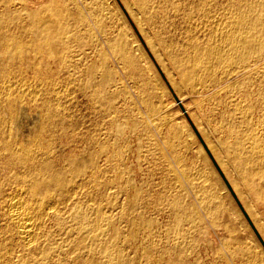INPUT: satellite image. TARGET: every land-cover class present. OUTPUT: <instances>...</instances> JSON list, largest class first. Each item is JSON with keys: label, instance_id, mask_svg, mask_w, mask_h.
<instances>
[{"label": "bare ground", "instance_id": "bare-ground-1", "mask_svg": "<svg viewBox=\"0 0 264 264\" xmlns=\"http://www.w3.org/2000/svg\"><path fill=\"white\" fill-rule=\"evenodd\" d=\"M14 1H17L18 9L12 15L0 12V168L7 171L5 184L10 188L2 201L3 214L0 210L3 220L0 243L4 251L0 255L5 260L11 258L17 248L23 254L22 264H31L35 255L42 262L61 264L53 261L58 247L53 246L46 238L48 235L43 233L48 221L52 220L62 226L65 223L75 225L77 233L96 245L95 251L78 258L80 264H140L126 256L120 246L126 236L115 227L118 219L128 220L132 228L143 223L151 226V222L135 214L138 192L117 216L107 215L103 203L98 200L105 174L98 167V160L104 156L107 162L121 161L122 153L116 144L123 124L113 104L118 91L106 92L112 82V71L102 53V42L95 36V26L91 18L83 14L86 8L75 6V11L68 0ZM123 1L137 21L149 20L159 29L161 40L172 53L186 86L215 83L220 75L231 91L242 92L254 86L258 98L264 102V0ZM172 15L178 20H186L188 24L184 30L192 35L178 51V44L166 36L167 22ZM196 31L208 37L199 41L194 36ZM111 44L114 50L123 53V63L136 67L137 60L126 51L124 40L116 38ZM97 47H100L98 57L92 59L87 51H95ZM154 51L160 58L155 46ZM139 94L142 97L137 103L145 107L140 121L148 126L157 125V119L166 117L170 107L153 104L147 84H143ZM79 97L83 106H72ZM179 102L191 107L183 97ZM196 122L210 148L232 174L240 177L247 211L264 235V146L255 134H251L250 146L244 139H238L233 156H229L231 148L214 140L202 115L197 116ZM227 128L235 131L232 124ZM186 132L190 146L202 150L193 131L186 128ZM85 145L92 150L81 159L74 160L66 155ZM122 173H119V180L123 179ZM212 173H216L214 169ZM258 180H263V185ZM179 181L184 184L183 176L179 175ZM129 184L119 181L115 188L123 191ZM208 202L203 200L201 203L207 206ZM171 206L174 220L181 225L187 209L178 199L172 200ZM199 208L194 203L192 211L198 214L202 211ZM63 211L69 212L67 219L63 218ZM232 211L238 224L230 223L225 216L222 224L208 229L203 236L208 240L217 236L213 241L217 248L220 246L224 250L225 264H235L230 249L225 250L227 242L243 243L250 234L256 249L261 248L237 207L233 206ZM211 216L214 219V214ZM87 227L90 230L85 234ZM229 227L233 229L229 230ZM130 236L134 239L137 233L133 231ZM179 239L182 249L191 252L193 246L189 237L181 234ZM152 247L144 249L139 257L152 261L151 264H161L153 258ZM247 251L251 254L249 249ZM165 262L174 264L172 260ZM243 263L252 264L251 256Z\"/></svg>", "mask_w": 264, "mask_h": 264}, {"label": "rangeland", "instance_id": "rangeland-1", "mask_svg": "<svg viewBox=\"0 0 264 264\" xmlns=\"http://www.w3.org/2000/svg\"><path fill=\"white\" fill-rule=\"evenodd\" d=\"M68 1L71 2L70 6L75 11L80 6L86 8L83 14L91 18V23L96 27L91 24L94 27L95 36L102 42V53L112 71L111 81L113 83L108 85L106 92L118 91V97L113 101V104L119 111L121 124L124 125L121 126L122 135H117L116 144L122 153L121 161L107 162L104 156L98 160V167L105 172L102 179L104 184L100 188L98 200L103 203V209L107 215L117 216L120 209L129 202L133 194L138 192L139 202L135 214L138 215V218L140 216L144 221L151 222V226L143 223L132 228L128 220L118 219L115 221V227L126 236L120 241V246L126 256L140 264H151L152 261L149 262L145 257L139 256L144 249L152 245L151 254L154 255L152 257L155 260L157 258L161 264L168 260H172L174 264H225L224 250H221L220 246L217 248L213 241L216 235L211 237V240L203 239V236L209 232L208 229L212 230L217 225L222 224V219L225 216L229 218L227 221L230 223L238 224L237 217L233 215L232 211L233 206H236L242 214V218L249 224L254 235L253 238L256 239L261 248L256 249V245L250 239L249 234L243 243L232 241L229 244L227 242L225 250L227 247L230 249L228 251L230 257L233 256L232 261L235 264H244L243 262H246L249 256H251L252 264H264V235L259 225L247 211L243 198L244 190H241V179L232 174L210 148L196 122L197 116L202 115L203 121L211 130L214 140H218L222 145L231 148V151L228 152L229 156H233L238 139H244L245 143H248L247 146H250L254 134L263 147L264 102L258 98L255 87L242 92L231 91L227 89L228 84L222 82L223 79L220 75H218V80L215 83L188 87L179 74L172 53L162 42L159 29L149 20L137 21L123 0ZM139 1L133 0L132 2L137 3ZM116 6L119 10L116 9ZM174 6L176 8L178 4ZM17 9V1L0 0V12L12 15ZM91 12L93 13L91 14ZM157 20L159 22L160 18ZM177 20L172 15L167 22L169 28L166 29V36L178 44L176 51L192 36L184 30L188 24L186 20L181 18ZM196 32L194 36L199 41H204L208 37L202 32ZM116 38H121L126 42V51L134 55L137 60L136 67H129L123 63V53L114 50L111 41ZM154 46L158 48L161 54L160 58L155 53ZM99 48L97 47L95 51L88 50L89 57L96 59ZM143 84L148 85L153 97V104L170 107L166 117L157 119V125L150 124L148 126L140 121L141 113L144 114L145 107L137 102L141 100L142 96L139 93ZM209 89L212 91H208ZM181 97L186 99V103L191 107L184 103L181 104L179 102ZM76 101L72 106L79 107L80 104L83 106L82 98L79 97ZM137 105L141 107L138 108ZM84 112L85 114L88 113ZM132 123L135 125L134 127H132ZM228 124H232L235 131L231 132L227 128ZM186 128L193 131L202 146V150L190 146ZM91 150L89 145H85L77 151L67 152L66 155H70L74 160H79ZM61 166L65 167L63 164ZM212 169L216 172L215 174L212 173ZM121 171L123 172V179L119 180L118 176ZM179 175L183 176L184 184L179 181ZM6 176L7 171L0 168L1 212L5 211L3 198L10 192V188L5 184ZM119 181H128L130 184L126 189L120 191L115 188ZM258 183L263 185V180H258ZM174 199H178L181 205L187 209L186 219L181 225H177L173 218L171 202ZM203 200L209 201L207 206L201 203ZM113 203L114 207L112 206ZM194 203L196 208L200 207L199 209L202 210L198 214L192 211ZM68 213L63 211V218L67 219ZM2 214L0 213L1 216ZM212 214H214V219H212ZM1 219L2 217H0V228L3 226ZM229 222L226 223L227 227L230 225ZM227 227L225 229H228ZM229 228V230L233 229V227ZM89 230L90 228L87 227L84 233L88 234ZM44 231V235H48L45 237L52 242L53 246L58 247L53 255L55 262L80 264L78 258L86 257L91 250L95 251L96 249V245H93L85 235L77 233L75 225L70 223H65L62 226L51 220L48 221ZM109 231L111 228L108 229V233ZM133 231L137 233V237L134 239L130 236ZM181 234L189 237L193 246L191 252L182 249L179 239ZM248 249L251 254L248 253ZM18 251L17 248H14L12 257L8 256L14 258L13 260L5 256L8 259H2L0 255L1 264H22L23 254ZM0 253H4L2 248ZM30 262L31 264H50L40 261L37 255ZM132 264L134 263L132 262Z\"/></svg>", "mask_w": 264, "mask_h": 264}, {"label": "water", "instance_id": "water-1", "mask_svg": "<svg viewBox=\"0 0 264 264\" xmlns=\"http://www.w3.org/2000/svg\"><path fill=\"white\" fill-rule=\"evenodd\" d=\"M228 186H229V184H228ZM230 187V186H229Z\"/></svg>", "mask_w": 264, "mask_h": 264}]
</instances>
